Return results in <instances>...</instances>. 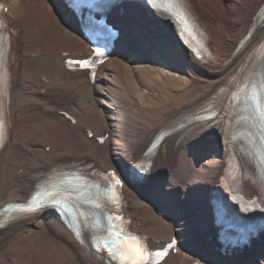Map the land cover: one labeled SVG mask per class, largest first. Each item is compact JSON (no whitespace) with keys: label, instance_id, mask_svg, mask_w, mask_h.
<instances>
[{"label":"bare ground","instance_id":"bare-ground-1","mask_svg":"<svg viewBox=\"0 0 264 264\" xmlns=\"http://www.w3.org/2000/svg\"><path fill=\"white\" fill-rule=\"evenodd\" d=\"M77 1L0 0V264H106L92 248L96 210L79 205L72 222L12 207L51 187L70 202L78 167L120 175L132 228L155 248L176 242L160 264H264V142L255 111L232 109L264 58V0H160L156 11L118 0L108 21L120 37L93 75L67 62L93 55L69 8ZM184 18L207 63L186 48ZM259 73L248 86L259 88ZM141 159L151 173L132 170ZM219 187L247 238L225 255L209 196Z\"/></svg>","mask_w":264,"mask_h":264},{"label":"snow or ice","instance_id":"snow-or-ice-1","mask_svg":"<svg viewBox=\"0 0 264 264\" xmlns=\"http://www.w3.org/2000/svg\"><path fill=\"white\" fill-rule=\"evenodd\" d=\"M153 6H158L159 0H150ZM100 54V50L97 49V55ZM82 67H89L88 61H79ZM259 89L255 84L249 91V98L255 102L260 93L264 92V69H261L260 73ZM247 87V86H245ZM107 179L111 181L110 191L115 194V189L122 187L120 179L114 172L107 174ZM57 193L55 190H45L43 192H37L24 204H15L12 207L21 213H35L38 211L46 202L53 204H59L61 201L56 199ZM113 202L115 200L112 196L109 197ZM8 211V209H4ZM3 227V224H0ZM114 229V226H113ZM109 235H113L115 239L105 242L106 248H111L112 251L109 253L111 257L119 260V264H152V253L144 243L145 238L139 237L138 235L129 234L122 230H113L109 232ZM169 248L173 245H168ZM165 253H156V255L162 256Z\"/></svg>","mask_w":264,"mask_h":264}]
</instances>
